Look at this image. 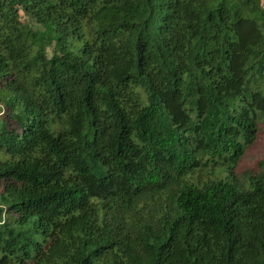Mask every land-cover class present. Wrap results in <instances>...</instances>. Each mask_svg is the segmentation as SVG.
Masks as SVG:
<instances>
[{
	"label": "trees",
	"instance_id": "1",
	"mask_svg": "<svg viewBox=\"0 0 264 264\" xmlns=\"http://www.w3.org/2000/svg\"><path fill=\"white\" fill-rule=\"evenodd\" d=\"M262 123L261 0H0V264H264Z\"/></svg>",
	"mask_w": 264,
	"mask_h": 264
},
{
	"label": "rangeland",
	"instance_id": "2",
	"mask_svg": "<svg viewBox=\"0 0 264 264\" xmlns=\"http://www.w3.org/2000/svg\"><path fill=\"white\" fill-rule=\"evenodd\" d=\"M261 4H262V7H264V0H261ZM19 18L21 22L20 27H22L23 32H25V30L28 28L33 29V30H36L37 28H39V26L33 21V19L29 15L24 14L23 12H20ZM24 28L26 29L23 30ZM17 34L18 33H14L13 38ZM22 35L24 36V33H22ZM18 42L20 44V47H22L21 54L23 56H26V54L29 52L30 53L34 52V47L31 44L23 40H19ZM47 56L48 57L50 56V48L48 46H47ZM263 155H264V123H262L261 125V128H260L255 144L247 151V157L242 162V168L243 169H246V168L254 169L257 160H259V158L262 157Z\"/></svg>",
	"mask_w": 264,
	"mask_h": 264
}]
</instances>
